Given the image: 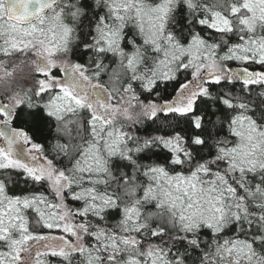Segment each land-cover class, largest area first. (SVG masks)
<instances>
[{
	"label": "snow or ice",
	"instance_id": "1",
	"mask_svg": "<svg viewBox=\"0 0 264 264\" xmlns=\"http://www.w3.org/2000/svg\"><path fill=\"white\" fill-rule=\"evenodd\" d=\"M0 138V264H264V0H0Z\"/></svg>",
	"mask_w": 264,
	"mask_h": 264
},
{
	"label": "trees",
	"instance_id": "2",
	"mask_svg": "<svg viewBox=\"0 0 264 264\" xmlns=\"http://www.w3.org/2000/svg\"><path fill=\"white\" fill-rule=\"evenodd\" d=\"M254 67L257 70H259V66L258 65L254 66ZM183 78L184 77L182 76L181 79H183ZM148 131L151 132L152 129L149 128ZM139 134L140 135L144 134V128H142V127L140 128ZM36 142H39V143H42V144L47 143V141L43 140V138L39 137V136H37ZM25 191H27V189L25 188V186L22 183L21 184H17L15 186L10 185L9 189H8V192H9L10 195H20V194L24 193ZM32 228L35 230L37 228V226L33 223ZM45 234H47V233H45ZM53 234H56V233H53ZM203 239H208V236H204ZM34 255H35V253L33 255L32 254L30 255V257L32 258V261H33ZM46 259H49L51 261V264H55L57 258L49 257V258H46Z\"/></svg>",
	"mask_w": 264,
	"mask_h": 264
},
{
	"label": "rangeland",
	"instance_id": "3",
	"mask_svg": "<svg viewBox=\"0 0 264 264\" xmlns=\"http://www.w3.org/2000/svg\"><path fill=\"white\" fill-rule=\"evenodd\" d=\"M0 147H6V144L2 138H0ZM21 147H23V145H21ZM50 243L54 244V245H58L60 242L59 241H51ZM37 247H39V246H37ZM36 250H37V248L34 247L32 249L31 254L33 255ZM31 254H25V256H24L25 264H32L33 263L32 258L30 257Z\"/></svg>",
	"mask_w": 264,
	"mask_h": 264
},
{
	"label": "water",
	"instance_id": "4",
	"mask_svg": "<svg viewBox=\"0 0 264 264\" xmlns=\"http://www.w3.org/2000/svg\"><path fill=\"white\" fill-rule=\"evenodd\" d=\"M5 142V141H4Z\"/></svg>",
	"mask_w": 264,
	"mask_h": 264
}]
</instances>
